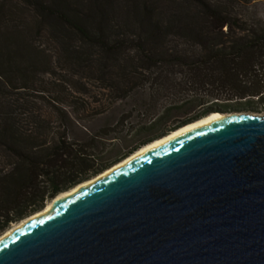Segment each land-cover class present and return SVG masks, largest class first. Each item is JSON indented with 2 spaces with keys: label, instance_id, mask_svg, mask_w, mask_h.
Segmentation results:
<instances>
[{
  "label": "trees",
  "instance_id": "16d2710c",
  "mask_svg": "<svg viewBox=\"0 0 264 264\" xmlns=\"http://www.w3.org/2000/svg\"><path fill=\"white\" fill-rule=\"evenodd\" d=\"M4 1L0 235L59 193L202 117L161 127L173 96L213 99L226 93L228 99L257 97L264 103V80L256 75L261 69L264 73V23L247 25L233 5L159 9L144 3L115 7L109 5L111 0H88L87 5L69 0H24L33 5ZM114 14L123 22L116 24ZM37 36L59 39L63 60L78 67L81 79L93 74L89 81L30 87L31 78L48 74L51 65ZM76 37L83 44H77ZM90 79L99 85L94 87ZM118 101L126 102L124 107L117 108ZM135 112L144 118L137 131L152 135L122 148L118 141ZM108 113L106 123L97 128L84 123Z\"/></svg>",
  "mask_w": 264,
  "mask_h": 264
},
{
  "label": "water",
  "instance_id": "95a60500",
  "mask_svg": "<svg viewBox=\"0 0 264 264\" xmlns=\"http://www.w3.org/2000/svg\"><path fill=\"white\" fill-rule=\"evenodd\" d=\"M0 264H264V115L233 113L101 177L3 237Z\"/></svg>",
  "mask_w": 264,
  "mask_h": 264
},
{
  "label": "rangeland",
  "instance_id": "374dc122",
  "mask_svg": "<svg viewBox=\"0 0 264 264\" xmlns=\"http://www.w3.org/2000/svg\"><path fill=\"white\" fill-rule=\"evenodd\" d=\"M42 1L44 3L48 2V0ZM69 1L72 5H87L88 3V0ZM131 3H133L134 5H141L144 3L145 5H151L159 9L167 7L168 5H181L183 7L188 6L192 7V9L196 7L195 5H233L235 6L234 11H237V15H239L244 21H246L247 25L251 26L253 25V23L255 25L257 23H264V0H111L109 5H114L116 7L117 5H131ZM3 5H33V3L25 2L24 0H7L4 1ZM113 17L116 24L123 22L122 20H120L121 17L117 15L115 16V14ZM223 31L226 32V27L223 28ZM76 38L77 39H75V41L77 44H83L78 40V37ZM35 39L38 45H41V47L45 48L46 55L48 56L51 65L50 68H48V74L31 78V82L29 84L31 85L30 87L48 88L51 87L54 83L62 84L68 81V83L76 84L81 81H89L88 76L93 74H84L86 76L81 79L79 77V74H77V72L79 71L78 67H73L70 63L63 60L62 45L59 39L52 37V39L50 40H45V38H40L38 36L35 37ZM69 72L75 73L73 77L69 76ZM256 75L259 81L262 82L264 80V73L262 69ZM90 82L94 83V87H97L99 85L98 81L90 79ZM169 102L168 105H170V108L172 110L165 120V125L163 124V126H161L163 128L172 126L185 118L192 117L194 115H202L203 117L214 111L225 113V115L232 113H250L254 115H264V103L259 102L257 100V97L253 99H228V94L223 93L219 98L204 99L200 94L195 96H191L190 94L175 95ZM125 103L126 102L120 103V101H118L116 103V107H124ZM184 103H188V106H186L187 108H178ZM208 109L209 111L204 114V112ZM108 115L109 113L98 118V120L84 123L91 129L97 128L98 126L106 123V116ZM143 121L144 118H142V115L140 113L138 114L137 112H135L133 114V117L130 118L129 123L126 125L125 131L122 132V138L120 139V141H118V144L121 145L122 148H126L130 145H134L135 143H139L140 141L147 139L152 135L149 130L143 132L137 131L138 123ZM123 135H125V137H123Z\"/></svg>",
  "mask_w": 264,
  "mask_h": 264
},
{
  "label": "bare ground",
  "instance_id": "6f19581e",
  "mask_svg": "<svg viewBox=\"0 0 264 264\" xmlns=\"http://www.w3.org/2000/svg\"><path fill=\"white\" fill-rule=\"evenodd\" d=\"M232 114L225 115V113H222V112H219V111L211 112V113H209L206 116H203V117H201V118H199L197 120H194L193 122L185 124V125L177 128V129L171 131L170 133H168L167 135H165V136H163L161 138H158L156 140H153L152 142H149V143L143 145L142 147L138 148L136 151H134L129 156H127L124 159L120 160L119 162L113 164L112 166H110L109 168H107L103 172L99 173L98 175L92 177L91 179L83 181V182L77 184L76 186L72 187L71 189L59 193L55 198L50 200L47 203V205L42 210L38 211L37 213H35L32 216H29V217H26V218L22 219L21 221H19L16 224H13L11 226V228H9L2 235H0V240L3 237H5L8 234H10L15 229H17L18 227H20L21 225L25 224L27 221H30L31 219H34L35 217H38L40 215H43V214L49 212L55 205H57L63 199H65V198L77 193L81 189L85 188L86 186H89L90 184H92L96 180L100 179L101 177H104L105 175L111 173L112 171L118 169L119 167L132 162L133 160L137 159L141 155H144L145 153H147V152H149V151H151V150H153L155 148H158V147H160V146L172 141L173 139H175V138H177L179 136H182V135H184V134H186L188 132H191V131H193V130H195L197 128H200V127H202L204 125H207V124L222 120L224 118H227L229 115H232Z\"/></svg>",
  "mask_w": 264,
  "mask_h": 264
}]
</instances>
